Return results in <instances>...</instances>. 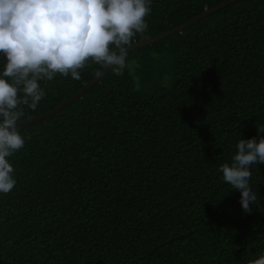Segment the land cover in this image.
I'll return each mask as SVG.
<instances>
[{"label": "trees", "instance_id": "16d2710c", "mask_svg": "<svg viewBox=\"0 0 264 264\" xmlns=\"http://www.w3.org/2000/svg\"><path fill=\"white\" fill-rule=\"evenodd\" d=\"M225 1L152 0L131 45ZM5 64L0 54V74ZM103 69L88 60L80 80L39 81L45 96L34 111L20 105L18 122L50 113ZM257 124L264 0L129 51L123 75L110 68L59 113L18 127L24 147L6 158L16 185L0 193V264H249L264 255V164L250 166L251 214L219 168Z\"/></svg>", "mask_w": 264, "mask_h": 264}, {"label": "clouds", "instance_id": "9594fccd", "mask_svg": "<svg viewBox=\"0 0 264 264\" xmlns=\"http://www.w3.org/2000/svg\"><path fill=\"white\" fill-rule=\"evenodd\" d=\"M151 4L152 0H0V54L6 58L0 74V193L15 187L14 169L6 158L25 144L17 130L25 116L19 106L34 111L45 96L39 81H51L57 73L80 80L79 70L88 60L123 75L133 37L148 30L145 18ZM257 130V137L240 139L231 164L219 168L224 182L241 193L240 204L248 214L257 201L250 166L264 164V125L257 124ZM249 264H264V255Z\"/></svg>", "mask_w": 264, "mask_h": 264}, {"label": "water", "instance_id": "95a60500", "mask_svg": "<svg viewBox=\"0 0 264 264\" xmlns=\"http://www.w3.org/2000/svg\"><path fill=\"white\" fill-rule=\"evenodd\" d=\"M239 0H227L225 2H222L221 4L214 6L212 8L206 9L203 13L195 16L194 18L190 19L189 21L185 22L184 24L164 33L161 34L160 36H157L155 38H151V39H147L141 42H136L133 45L128 47V52L132 51L134 49H137L139 47H143L146 45H152L155 42L161 41L163 39H166L172 35H175L179 32H182L183 30H185L186 28H188L189 26L193 25L194 23L198 22L199 20H201L202 18L206 17L207 15L213 14L235 2H237ZM110 70V68H105L98 74V76L93 79L91 82H89L88 84H86L78 93H76L74 96H72L70 99H68L66 102H64L63 104H61L59 107H57L56 109H54L53 111H51L50 113L47 114H43L40 116H35L32 118H28L25 120H22L20 122H17L18 127L22 126V125H26L32 122H37V121H41L44 119H47L49 116L54 115L59 113L60 111H62L64 108H66L68 105H70L72 102H74L76 99L80 98L83 96V94L85 92H87V90H89L94 84L100 82V80L102 79V77Z\"/></svg>", "mask_w": 264, "mask_h": 264}]
</instances>
